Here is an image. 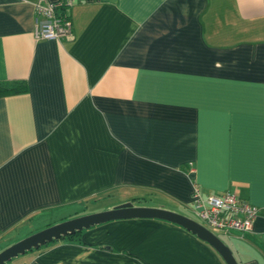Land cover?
<instances>
[{
	"label": "crops",
	"instance_id": "0c3cea01",
	"mask_svg": "<svg viewBox=\"0 0 264 264\" xmlns=\"http://www.w3.org/2000/svg\"><path fill=\"white\" fill-rule=\"evenodd\" d=\"M38 1L0 0V83L28 85L0 97V252L94 198L194 214L199 188L259 208L228 235L239 264H264V0H73L61 40L36 38ZM6 264L226 263L136 219Z\"/></svg>",
	"mask_w": 264,
	"mask_h": 264
},
{
	"label": "built area",
	"instance_id": "2783aa9c",
	"mask_svg": "<svg viewBox=\"0 0 264 264\" xmlns=\"http://www.w3.org/2000/svg\"><path fill=\"white\" fill-rule=\"evenodd\" d=\"M73 0L50 2L39 0L36 4V38L61 40L73 35L70 10ZM192 203L194 214L210 231L224 234L250 233L258 218L259 208L241 200L236 194L226 192L221 196H204L195 188Z\"/></svg>",
	"mask_w": 264,
	"mask_h": 264
},
{
	"label": "water",
	"instance_id": "95a60500",
	"mask_svg": "<svg viewBox=\"0 0 264 264\" xmlns=\"http://www.w3.org/2000/svg\"><path fill=\"white\" fill-rule=\"evenodd\" d=\"M136 219L161 220L180 226L210 245L226 264H239L233 251L216 234L195 220L163 208L136 206L133 202L68 220L24 238L0 253V264L9 263L19 256L39 250L41 247L60 241L68 235H75L77 232L89 230L98 225Z\"/></svg>",
	"mask_w": 264,
	"mask_h": 264
},
{
	"label": "rangeland",
	"instance_id": "374dc122",
	"mask_svg": "<svg viewBox=\"0 0 264 264\" xmlns=\"http://www.w3.org/2000/svg\"><path fill=\"white\" fill-rule=\"evenodd\" d=\"M95 200L96 201H102V199H97V198H94V199H92V200H90V201H88V202H86V203H84V204H82V209H84V212H80V209L79 208H74V209H72V210H69L68 212H66V213H64L63 212V217L64 216H66V217H68L69 219L68 220H72V219H75V218H79V217H82V216H84L83 214H93V213H98V212H102V210L103 209H105V208H107V207H111V208H113V207H115L116 205H119V199H114V200H112L111 202H107V203H105V202H99V204H96V202H95ZM125 200V199H124ZM117 202H119L118 204H115V203H117ZM152 203H155V202H152ZM147 204H149V205H147ZM112 205V206H111ZM155 204H151V203H143V205H141V206H144V207H153ZM81 208V207H80ZM110 208V209H111ZM167 208H169V207H167ZM172 209H175V208H172ZM179 212L180 213H183V214H185V216H187V217H189V218H191V219H193V220H195L196 222H198V223H200V224H202L203 225V223L197 218V216L195 215V214H193V213H189V212H186V211H184V210H179ZM62 214H60V215H57L54 219H53V222H51V223H56V222H59V219L60 218H58L59 216H61ZM61 220V219H60ZM68 220H66V221H68ZM64 222V221H63ZM60 223H62V222H59V223H57V224H60ZM57 224H54V225H57ZM54 225H52V226H54ZM49 227H51V226H49ZM48 228V227H47ZM46 229V227L45 228H43V229H41V230H39V231H37V232H35V233H38V232H40V231H42V230H45ZM214 234H216L230 249H231V247H232V243H231V241H230V238H229V235L228 234H224V233H222V232H217V231H212ZM34 233V234H35ZM232 234H234V233H232ZM33 235V234H32ZM31 236V235H30ZM29 237V236H28ZM17 243V242H16ZM15 244V243H14ZM232 250V249H231ZM232 251H234V250H232ZM1 253V252H0Z\"/></svg>",
	"mask_w": 264,
	"mask_h": 264
},
{
	"label": "trees",
	"instance_id": "16d2710c",
	"mask_svg": "<svg viewBox=\"0 0 264 264\" xmlns=\"http://www.w3.org/2000/svg\"><path fill=\"white\" fill-rule=\"evenodd\" d=\"M27 90H28V85L24 81L10 82V83L9 82L8 83L7 82L0 83V97L1 96H11V95L23 94V93H26ZM140 201L141 200L138 199V200H133L132 202L136 203V202H140ZM84 231H86V230H83L82 232H77L75 235H68L66 238H64L62 240H68L70 242H75V243H78V244H82V234L84 233ZM51 244H48V245H46L44 247H41L37 251H40L43 248H45V247H47V246H49ZM103 248H105V247H103Z\"/></svg>",
	"mask_w": 264,
	"mask_h": 264
}]
</instances>
